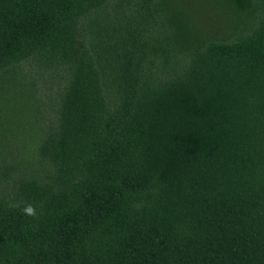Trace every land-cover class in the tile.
Wrapping results in <instances>:
<instances>
[{"label": "trees", "instance_id": "trees-1", "mask_svg": "<svg viewBox=\"0 0 264 264\" xmlns=\"http://www.w3.org/2000/svg\"><path fill=\"white\" fill-rule=\"evenodd\" d=\"M208 4L227 34L168 0H0L2 107L47 120L0 165V264H264V0Z\"/></svg>", "mask_w": 264, "mask_h": 264}, {"label": "rangeland", "instance_id": "rangeland-1", "mask_svg": "<svg viewBox=\"0 0 264 264\" xmlns=\"http://www.w3.org/2000/svg\"><path fill=\"white\" fill-rule=\"evenodd\" d=\"M169 6H166V10L171 13L181 12L184 16L189 18L194 24L198 25L204 31V35L222 36L228 33L229 21L231 22V15L225 14L224 11H219L214 5H209L210 0H168ZM214 3V2H213ZM215 4V3H214ZM236 17V16H235ZM235 20H237L235 18ZM190 22L191 24H193ZM193 26L195 27V25ZM168 27V25H165ZM196 28V27H195ZM214 28V29H213ZM207 30V31H206ZM166 32H169L165 30ZM197 31V29H196ZM196 34V32H194ZM192 34V35H195ZM176 35V33H174ZM196 36V35H195ZM190 42V37L182 36L173 40L169 49L171 51H165L158 53L155 57V64L160 67H166L165 65L171 64V62L186 59L187 47ZM26 70V68H25ZM55 83L50 86V91L44 89L40 81H35L34 94L32 97L38 99L39 102H43V107L47 108L49 99H52V95L55 93ZM7 86V85H5ZM3 85L0 82V165L5 161L20 160L23 158L19 156L20 150L26 146H34L37 142L38 133L37 128L44 124L45 121L42 118L41 111L35 113L39 106L31 102L28 104V113L21 116V110L23 108L15 102L16 110H5L2 104L11 108V104L4 101L2 97L4 92L1 90ZM5 88V87H4ZM20 90L23 92V87ZM9 92V91H7ZM25 102V101H22ZM46 123V122H45Z\"/></svg>", "mask_w": 264, "mask_h": 264}, {"label": "clouds", "instance_id": "clouds-1", "mask_svg": "<svg viewBox=\"0 0 264 264\" xmlns=\"http://www.w3.org/2000/svg\"><path fill=\"white\" fill-rule=\"evenodd\" d=\"M12 207H18V205L13 204ZM22 211L24 212V214H26L28 216H35V214H36L34 207L31 205L25 206Z\"/></svg>", "mask_w": 264, "mask_h": 264}]
</instances>
